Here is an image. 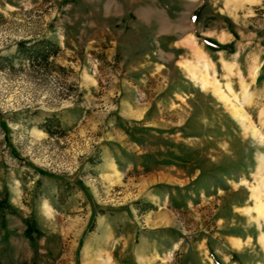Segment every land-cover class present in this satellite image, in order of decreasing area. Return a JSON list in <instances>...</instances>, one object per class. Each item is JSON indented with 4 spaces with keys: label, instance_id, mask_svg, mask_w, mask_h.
Returning a JSON list of instances; mask_svg holds the SVG:
<instances>
[{
    "label": "rangeland",
    "instance_id": "374dc122",
    "mask_svg": "<svg viewBox=\"0 0 264 264\" xmlns=\"http://www.w3.org/2000/svg\"><path fill=\"white\" fill-rule=\"evenodd\" d=\"M0 264H264V0H0Z\"/></svg>",
    "mask_w": 264,
    "mask_h": 264
},
{
    "label": "trees",
    "instance_id": "16d2710c",
    "mask_svg": "<svg viewBox=\"0 0 264 264\" xmlns=\"http://www.w3.org/2000/svg\"><path fill=\"white\" fill-rule=\"evenodd\" d=\"M208 41V45H209V47L210 48H212V49H222V45H220V44H217V43H215V42H213V41H211V40H207Z\"/></svg>",
    "mask_w": 264,
    "mask_h": 264
}]
</instances>
